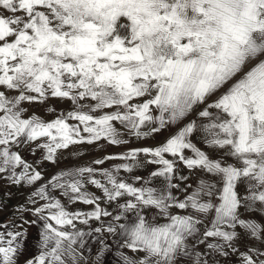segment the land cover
<instances>
[{
  "label": "crops",
  "instance_id": "1",
  "mask_svg": "<svg viewBox=\"0 0 264 264\" xmlns=\"http://www.w3.org/2000/svg\"><path fill=\"white\" fill-rule=\"evenodd\" d=\"M0 1V209L10 216L0 225V264H103L113 247L122 258L125 243H150L151 223L139 222L138 208L153 175L167 174L165 189L174 172L199 198V184L245 191L240 182L264 167V0H197L194 13L185 4L179 24L164 16L133 46L132 78L116 87L131 91L133 104L136 93L146 96L147 125L129 129L151 139L145 170L143 159L125 167L122 106L109 109L102 93L93 100L96 80L86 72L82 94L48 34L59 16L80 21L74 41L90 69L100 31L87 11L96 3ZM190 212L205 229L196 207ZM228 212L230 223L240 209Z\"/></svg>",
  "mask_w": 264,
  "mask_h": 264
},
{
  "label": "rangeland",
  "instance_id": "2",
  "mask_svg": "<svg viewBox=\"0 0 264 264\" xmlns=\"http://www.w3.org/2000/svg\"><path fill=\"white\" fill-rule=\"evenodd\" d=\"M196 1L189 0L186 3L183 0H92L98 10L92 7L87 13L100 32L92 39L91 65L86 71L82 64L78 39L74 41L82 23L72 21L67 16H59L62 19L56 18L47 26L48 34L54 38L60 57L70 62L65 66V72L76 77L77 83L81 85V92L84 88L78 79L86 72V76L96 80L93 83V100L102 93L107 95L109 109L117 104L122 106L124 125L127 129L124 133L122 153L127 168H132V162H138L139 159H143V165L138 166V169L148 168L145 161L151 157V150L146 148V144L151 142V139L148 134H132L129 129L132 125H147L149 118L140 108L141 101L145 100L146 96L140 92L136 93V102L133 104L131 91L122 94L116 85H126L132 78L133 71L130 67L137 61V54H134L132 49L143 38V33L148 27L151 26V31L161 29L164 16L169 17L172 25L179 24L183 5L187 4L186 8H191L190 11L194 13ZM154 4L159 5L156 13L161 14L156 19L151 12ZM2 5L3 2L0 1V7ZM72 44H75L73 48L70 46ZM100 49H106L107 53H101ZM105 58L106 68L103 67ZM105 79L108 81L107 88L103 85L96 86L97 81L103 82ZM78 88L80 87L77 86ZM116 96L121 98V101L115 102ZM92 150L93 154L100 151L99 146H93ZM174 175L173 172L172 180L165 182V189L163 179L167 174L162 171L153 175L156 185L151 183V198L142 193L139 195L138 218L141 224L151 223L150 243L147 237L140 238L135 245L125 243L122 246V258L119 254L116 255L117 249L113 247L112 255H109L106 258L108 261H103V264H264V167L255 172L253 181L240 182L245 185V191L233 190L228 185L215 186L212 190L210 183L199 184V198L189 196L190 192L194 194L192 181L179 182L173 180L178 178ZM196 202H199L197 206ZM217 203L216 209H213ZM147 206H150L149 211L146 210ZM194 207L205 229L196 228L193 221L196 214L190 212ZM238 208L240 212L236 221L229 223V209ZM210 221H218L219 227L210 229Z\"/></svg>",
  "mask_w": 264,
  "mask_h": 264
},
{
  "label": "built area",
  "instance_id": "3",
  "mask_svg": "<svg viewBox=\"0 0 264 264\" xmlns=\"http://www.w3.org/2000/svg\"><path fill=\"white\" fill-rule=\"evenodd\" d=\"M10 220V216L6 211L0 209V225L7 223Z\"/></svg>",
  "mask_w": 264,
  "mask_h": 264
}]
</instances>
